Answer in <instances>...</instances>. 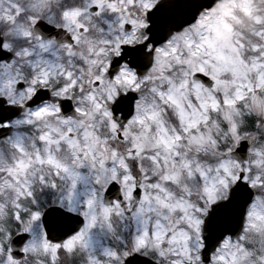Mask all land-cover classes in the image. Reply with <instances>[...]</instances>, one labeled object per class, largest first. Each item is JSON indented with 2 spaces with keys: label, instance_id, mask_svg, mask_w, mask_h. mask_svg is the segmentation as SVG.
Returning a JSON list of instances; mask_svg holds the SVG:
<instances>
[{
  "label": "snow or ice",
  "instance_id": "obj_1",
  "mask_svg": "<svg viewBox=\"0 0 264 264\" xmlns=\"http://www.w3.org/2000/svg\"><path fill=\"white\" fill-rule=\"evenodd\" d=\"M0 264H264V0H0Z\"/></svg>",
  "mask_w": 264,
  "mask_h": 264
}]
</instances>
